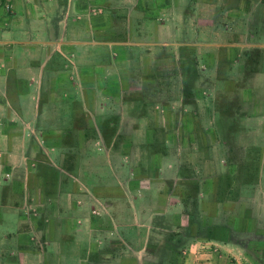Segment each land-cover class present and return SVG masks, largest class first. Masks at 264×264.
Segmentation results:
<instances>
[{"label":"crops","instance_id":"1","mask_svg":"<svg viewBox=\"0 0 264 264\" xmlns=\"http://www.w3.org/2000/svg\"><path fill=\"white\" fill-rule=\"evenodd\" d=\"M0 1L11 9L0 7V235L5 254L16 253L19 261L25 253L38 254L28 244L29 234L35 231L45 238L48 226H57V236L69 242L80 225L94 237H122L124 231L140 229L126 224L131 212L136 222V197L122 198L137 191V180L120 178L125 166L107 162L124 156L109 148L118 131L98 129L113 123L86 114L108 108L110 101L118 105L121 64L129 55H150L168 43L179 47V58L186 59L190 45L194 59L211 62L218 78L226 72L230 80L223 83L231 87L245 70L243 106L264 108V0H191L189 10L187 0ZM183 11L193 14L192 42L185 40ZM157 14L163 16L162 24L154 21ZM160 33L167 34L164 42ZM92 78L98 79L97 86L90 84ZM93 95H99L98 103L91 101ZM123 104L120 100L121 108ZM95 161L110 179L89 174ZM28 208L35 213L27 214ZM147 215L140 212L137 218ZM110 223L114 232L106 227ZM207 242L209 246L200 245L206 248L198 258L210 261L196 256L191 264H213L228 256L229 249ZM54 244L64 247L59 240L51 241L44 252L59 253ZM90 246L93 254L94 244ZM204 253L209 256L201 257Z\"/></svg>","mask_w":264,"mask_h":264},{"label":"rangeland","instance_id":"2","mask_svg":"<svg viewBox=\"0 0 264 264\" xmlns=\"http://www.w3.org/2000/svg\"><path fill=\"white\" fill-rule=\"evenodd\" d=\"M189 1L184 4L187 10L192 7ZM137 6L142 9L141 4ZM184 13L185 40L192 42L193 14ZM154 21L162 24L164 18L157 14ZM139 35L146 37L145 32ZM157 35L162 41L167 37ZM190 47L184 51L186 59L179 58V47L168 43L150 55H129L121 64L124 77L118 105L110 101L106 109L86 112L113 123L98 129H109L110 134L118 131L115 145L109 148L124 156L107 162L125 166L120 178L126 175L137 180V191L122 198L136 197V222L131 212L126 224L140 229L124 231L122 237V233L94 237L80 225V232L69 242L57 236V226L56 230L48 226L45 238L35 231L29 234L28 244L38 254L21 255V264H191V259L210 261L198 258L206 248L200 245L209 246L207 241L229 249L226 258L213 264H264V108L243 106L245 70L231 87L223 83L230 80L226 72L215 76L213 64L200 61L201 57L195 60V49ZM90 84L97 86L98 79L92 78ZM91 101L98 103L99 95L91 96ZM101 165L95 161L89 174L94 179H110ZM102 206L100 202L98 207ZM25 210L35 213L32 208ZM140 212L148 215L137 218ZM106 227L115 231L111 223ZM56 239L64 245L54 244L60 252H44ZM3 243L0 235V264H20L19 255L5 254ZM91 243L93 254H89Z\"/></svg>","mask_w":264,"mask_h":264},{"label":"built area","instance_id":"3","mask_svg":"<svg viewBox=\"0 0 264 264\" xmlns=\"http://www.w3.org/2000/svg\"><path fill=\"white\" fill-rule=\"evenodd\" d=\"M1 6H3V8H5V9H7V10L9 9V4L6 3V2L3 3V2L0 1V7H1Z\"/></svg>","mask_w":264,"mask_h":264},{"label":"trees","instance_id":"4","mask_svg":"<svg viewBox=\"0 0 264 264\" xmlns=\"http://www.w3.org/2000/svg\"><path fill=\"white\" fill-rule=\"evenodd\" d=\"M191 62H192V60H190ZM187 63H189V62H187Z\"/></svg>","mask_w":264,"mask_h":264}]
</instances>
